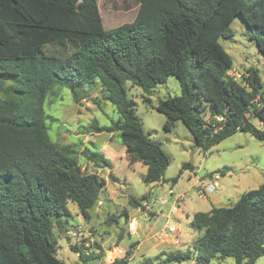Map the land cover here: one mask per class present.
I'll return each instance as SVG.
<instances>
[{"label":"trees","instance_id":"obj_1","mask_svg":"<svg viewBox=\"0 0 264 264\" xmlns=\"http://www.w3.org/2000/svg\"><path fill=\"white\" fill-rule=\"evenodd\" d=\"M137 1L132 22L106 30L97 0H0V264H65L56 256L54 225L66 232L59 220L70 216L69 203L89 219L106 185L68 157L69 146L60 151L50 141L44 102L56 85L78 101L81 87L99 83L119 118L90 129L117 134L128 162L145 166L146 184L164 182L170 160L144 132L127 83L148 94L175 77L181 94L159 100L155 110L165 116L164 131L181 121L203 151L237 131L264 141V85L254 69L244 84L229 77L233 62L220 43L233 37L230 25L240 17L264 57V0ZM45 46L53 50L45 54ZM82 155L110 167L99 150ZM188 227L197 232L191 248L168 253L162 264H254L264 256V185L228 207L193 213ZM94 247L70 246L75 264L105 259ZM130 254L106 264H127Z\"/></svg>","mask_w":264,"mask_h":264},{"label":"rangeland","instance_id":"obj_2","mask_svg":"<svg viewBox=\"0 0 264 264\" xmlns=\"http://www.w3.org/2000/svg\"><path fill=\"white\" fill-rule=\"evenodd\" d=\"M97 9L104 28L109 30L133 21L138 1L97 0ZM230 28L233 37L220 40L233 62L228 76L244 84L248 70L254 69L264 85V57L255 42L249 39L247 27L240 17H236ZM43 50L49 54L53 49L45 46ZM78 92L82 95L75 101L69 88L54 86L44 102L47 133L60 151L62 146H69L74 151L68 157L74 159L84 173L95 174L104 179L106 185L97 208L89 211V219H84L74 204L67 205L70 216L59 221L64 229L79 228L80 234L76 238L68 237L65 230L54 225L56 256L65 264H75L77 261L70 246L96 250L95 243L110 261L128 252L131 254L127 264H140L145 260L162 264L168 253L184 252L191 248L197 236V232L188 227L193 213L207 212L212 206L228 207L242 193L264 185V141L237 131L203 151L195 145L191 133L181 121H175L170 132L163 130L165 116L158 113L155 106L159 100L181 94L175 77H168L165 83L155 86L148 94L127 83L128 97L136 103V115L142 122L144 132L159 144L170 160L164 173L165 181L161 183L146 184L143 181L145 166L139 162H128L117 134L95 133L90 129L92 122L109 126L119 118L115 107L103 100L99 83L96 81L94 85L81 87ZM145 98L149 99V103L144 102ZM87 148L99 150L110 161V167H99L86 160L82 151ZM221 171L224 173L221 174ZM216 176L220 190L212 194L208 201L199 199L193 185L198 180L206 177L214 179ZM169 189L174 196H184L180 210L173 214L169 213L173 201V196L168 195ZM155 194L165 199L167 204H159L160 199ZM142 196H146V200L140 201ZM214 199L218 201L213 203ZM131 200L139 205H134ZM147 202L150 204L147 205ZM142 204H145V209L141 208ZM138 207L141 211L137 210ZM132 217L138 223L135 235H129L126 228L127 221ZM110 218H115L116 223L109 221ZM169 223L178 230V245L158 239L157 234ZM119 233H122L121 241L118 240ZM209 264H234V260L212 259ZM254 264H264V256Z\"/></svg>","mask_w":264,"mask_h":264},{"label":"built area","instance_id":"obj_3","mask_svg":"<svg viewBox=\"0 0 264 264\" xmlns=\"http://www.w3.org/2000/svg\"><path fill=\"white\" fill-rule=\"evenodd\" d=\"M217 180H218V176L214 177V179L210 177H206L202 180H198L195 183V185H193L195 195L201 200L208 201L210 199V196L214 194L215 192L219 191L221 188L220 185L217 183ZM168 195L173 196V201L169 207V213L173 214L180 210V204L183 202L184 196L183 195L174 196L173 191L170 189L168 190ZM155 197H157L158 200L160 199L159 204L161 205L167 204V201L165 199L159 198L158 195H155ZM149 204L150 203L147 202V205ZM144 205L145 204H142L141 208L145 209ZM137 210L141 211L139 207L137 208ZM167 219H169V217H167ZM126 228H127L129 235H135L138 230V223L136 219L133 217L130 218L127 221ZM79 234H80L79 228H76V229L72 228V229L66 230V235L70 238H76ZM157 235H158L159 240L170 241V243H172L173 245L180 244V240L178 238V230L176 226L171 223L167 224L166 227L161 232H159ZM170 237H172V239H170ZM89 253H90V250H87V251L85 250V255H88ZM112 261L106 259L105 257V259L101 260L99 264H106Z\"/></svg>","mask_w":264,"mask_h":264},{"label":"crops","instance_id":"obj_4","mask_svg":"<svg viewBox=\"0 0 264 264\" xmlns=\"http://www.w3.org/2000/svg\"><path fill=\"white\" fill-rule=\"evenodd\" d=\"M155 195H156V194H155ZM209 200H210V199H209ZM217 201H218L217 199H214V200H213V203H214V202H217ZM213 207H215V206H213ZM195 213H196V212H195Z\"/></svg>","mask_w":264,"mask_h":264},{"label":"water","instance_id":"obj_5","mask_svg":"<svg viewBox=\"0 0 264 264\" xmlns=\"http://www.w3.org/2000/svg\"><path fill=\"white\" fill-rule=\"evenodd\" d=\"M96 263V261H91L89 264H95Z\"/></svg>","mask_w":264,"mask_h":264}]
</instances>
